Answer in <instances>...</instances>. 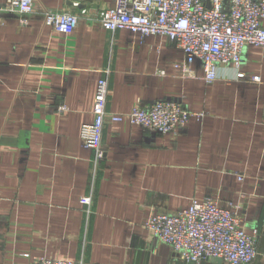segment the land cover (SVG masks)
Returning a JSON list of instances; mask_svg holds the SVG:
<instances>
[{
    "label": "crops",
    "instance_id": "obj_1",
    "mask_svg": "<svg viewBox=\"0 0 264 264\" xmlns=\"http://www.w3.org/2000/svg\"><path fill=\"white\" fill-rule=\"evenodd\" d=\"M111 6L35 0L28 25L18 14L3 15L0 264H187L145 224L153 214L174 215L207 199L236 213L257 240L251 264H264V50L246 47L240 68L260 83L237 80V70L224 66L207 83L201 61L178 67L183 54L167 38L104 30L100 14ZM47 10L78 16L77 28L56 32ZM105 76L110 113L175 100L204 117L176 135L108 122L106 155L96 163L81 130L94 120ZM87 196L90 208L81 203Z\"/></svg>",
    "mask_w": 264,
    "mask_h": 264
},
{
    "label": "built area",
    "instance_id": "obj_2",
    "mask_svg": "<svg viewBox=\"0 0 264 264\" xmlns=\"http://www.w3.org/2000/svg\"><path fill=\"white\" fill-rule=\"evenodd\" d=\"M34 12L35 0H5L0 6V24L9 13L20 15L22 23L28 25L27 16ZM44 17L63 35L73 33L79 24V17L72 13L47 10ZM100 24L111 33L129 30L143 38H167L183 54L178 67L186 70L201 61L207 83L219 79L221 66L236 69L237 80L261 82L259 76L248 79L240 68L246 47L264 50V0H112V6L100 14ZM108 96L105 76L97 84L94 120L81 130L82 144L95 151L96 163L106 155L103 132L108 122H128L156 135H176L192 118L204 117L175 100L156 101L146 108L137 105L128 114H114L107 109ZM81 203L90 208L92 197H83ZM145 229L187 264L205 260L251 264L258 256L256 238L247 234L236 213L212 199L194 200L189 209L174 215L153 214ZM33 264L78 263L43 258Z\"/></svg>",
    "mask_w": 264,
    "mask_h": 264
}]
</instances>
